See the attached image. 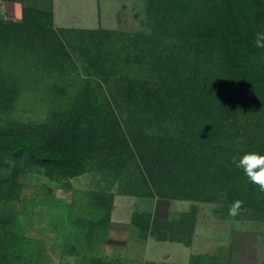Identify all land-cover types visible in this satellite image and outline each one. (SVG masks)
Instances as JSON below:
<instances>
[{
  "label": "trees",
  "instance_id": "16d2710c",
  "mask_svg": "<svg viewBox=\"0 0 264 264\" xmlns=\"http://www.w3.org/2000/svg\"><path fill=\"white\" fill-rule=\"evenodd\" d=\"M215 1L145 0L150 25L148 44L160 46L159 41L172 36L179 41L191 38L199 46H208L207 41L214 36L212 29L220 23V16L215 19L208 13L216 6ZM230 12L234 17L232 32L240 35V41L234 42L230 48L226 65L237 73V90L252 91L254 96L264 101V80L259 79L258 67L252 60L256 56L257 62L259 60L263 67L264 48L255 46V37L245 28L238 13L233 12V9ZM232 17L228 15L229 20H233ZM99 33L115 35L102 29H55L51 12H41L31 7L24 8L20 22L11 21L7 26L0 20V108L1 114L9 118L10 123L4 125L0 122V165L5 168L11 163L16 166L30 165L40 169L48 179L61 181L81 176L96 164L95 159L99 158L100 152H107L110 164L120 159L133 161L136 176L131 179V183L128 182V186L138 185V189L146 191L145 196L148 195V198L209 201V196L216 193L215 186L220 180L217 179L215 186L209 185L206 172L198 168L203 167L205 159L212 157L207 154L214 149L207 144L200 145L197 139L192 142L193 129H185L187 123L176 126L175 132H183L177 136L166 135L167 127L163 122L158 128L153 123L160 116L163 119L171 117L172 112L178 114L175 115L177 118H186L184 113L189 114L191 111L184 109L182 104L191 106L203 102V107L205 101L213 97L212 104L214 98L217 100V90L222 85L208 74L185 75L179 72L176 59L166 64L171 66L168 68L164 62L173 55L167 53L163 56V53L158 54V49L154 55L139 57L128 46L124 48V58H120L123 50L113 47L118 53L114 57L108 47L94 45L93 36ZM80 36H89L86 43H81L82 75L74 73L75 62L66 44L69 37ZM90 48L93 52H88ZM107 49L110 53L106 59L98 52ZM158 55L164 60L161 61ZM113 66L120 68L112 78L105 80L107 91L96 80L98 74L95 72L101 68L107 71ZM193 69L198 70L197 67ZM62 70L64 74H56ZM59 79L62 80L59 88L37 89L39 85L59 83ZM28 83L38 86L29 91L23 90ZM114 85L116 88H113ZM198 86L208 91L213 88L211 94L215 97L208 93L199 101L189 98L188 90ZM21 90L22 93L26 91V94L35 95L36 100L45 101L47 117L44 120L22 124L10 117L9 114L15 110L14 106L20 99ZM118 101L128 105L127 110L122 111ZM124 124L129 126L130 131L124 132ZM149 129L153 131L151 135L147 133ZM262 136L258 139L261 146ZM216 161L219 162L218 159ZM223 173L225 179L235 176L231 167L229 172ZM8 180L0 179V189L4 181L9 186L13 185V181L10 183ZM16 188L19 189V186L16 185L15 191ZM129 193L132 196L136 194ZM106 201V196H99V211L104 207L107 210L111 207L109 212L112 211L113 202L107 206ZM109 215L99 225V229H94L103 238L106 224L110 225ZM186 217L187 214H183L182 219ZM3 220L0 215V223ZM183 220L181 224L152 221L150 213H135L132 223L141 234V239L145 238L146 233L156 239H168L165 229L174 227L181 231L180 227H185ZM177 234L180 233L174 236ZM168 240L180 241L174 238ZM21 242L22 239L18 241ZM8 247V240L2 238L0 248ZM5 251L0 252V264H8L13 260L10 250Z\"/></svg>",
  "mask_w": 264,
  "mask_h": 264
},
{
  "label": "rangeland",
  "instance_id": "374dc122",
  "mask_svg": "<svg viewBox=\"0 0 264 264\" xmlns=\"http://www.w3.org/2000/svg\"><path fill=\"white\" fill-rule=\"evenodd\" d=\"M215 5L208 13L215 19L220 16V23L212 29L214 36L207 41L208 46H199L191 38L179 41L172 36L159 41L160 46L148 44L150 25L145 0H125V7L117 19L118 27L123 29L111 31L115 35L99 33L93 36V42L94 45L108 47L114 57L118 53L113 47L123 50L120 58H124V48L128 46L139 57L154 55L158 49V54L173 55L164 62L165 65L176 59L179 72L185 75L208 74L222 85L217 90V100L214 98L212 104L213 97H209L203 107V102L191 106L182 104L184 109L191 111L189 114L184 113L186 118H177L175 115L178 114L172 112L171 117L163 119L160 116L153 123L157 127L163 122L167 127L166 135L169 136L183 134L182 130H174L176 126L187 123L185 129H193L192 142L197 139L200 145L207 144L214 149L207 154L212 157L205 159L203 167L198 169L206 172L209 185L215 186L217 179L220 180L215 186L216 193L209 196V201L201 202L174 203V200L148 198V195L145 196L146 191L138 189V185L128 186V182L131 183V179L136 176L133 161L120 159L110 164L106 157L107 152H100L99 158L95 159L96 164L81 176L61 181L48 179L42 175L40 169L30 165L16 166L11 163L8 168L0 165V179H10V183L13 181L11 186L4 181L0 189V215L4 218L0 223V241L5 238L10 246L0 248V252L10 250L13 254V260L8 264H131L122 252L107 248L108 245L123 244L124 240L121 233L109 231L113 228L111 221L110 225L106 224L104 238L94 230L99 229V225L106 221L108 213L111 220V207L109 210L105 207L100 211L98 209L100 195L106 196L107 206L111 201L113 206L119 202L121 207L123 202H127V212L133 209L139 214L151 213L156 204V214H162L163 219L171 223L181 224L183 214H187L183 220L185 227H180L181 231L174 227L165 230L168 239L174 238L184 244L190 242V245L194 239L195 245L201 244L204 247L205 254L195 264H264V191L251 183L243 169L234 163V160L238 162L245 154L264 155V101L254 96L252 91L237 90V73L226 65L230 48L234 42L240 41V35L232 32L231 22L234 17L231 9L238 13L245 28L255 37V33L264 32V0H216ZM228 15L233 20H229ZM0 20L7 26L11 23L10 19ZM53 27L86 30L60 28L55 24ZM88 38L89 36L69 37L66 41L75 62L74 73H79L78 75L84 72L81 43H86ZM108 49L105 52L99 51V55L107 59L110 53ZM158 56L162 58L161 61L164 60ZM252 60L258 67L259 79L264 80V64L261 67L256 56ZM196 67L197 71L193 69ZM119 68L113 66L107 71L101 68L95 72L98 74L96 80L107 90L108 84L105 80L112 78ZM58 73L64 74V71L56 74L59 75ZM143 74H146L145 71ZM100 75L102 77L98 78ZM61 82L59 79V83L42 86L28 83L22 89L29 91L37 86V89H54L59 88ZM110 85L112 87L113 83ZM212 90L214 89L210 88L208 91L198 86L188 90V95L189 98H197L199 101L203 95L211 94ZM211 95L215 97L214 94ZM45 104V101L36 100L35 95L29 92L26 94V91L22 93L21 90L15 110L9 115L22 124L40 122L47 117ZM117 104L122 111L128 108L123 101H118ZM1 112L2 108L0 122L10 125L9 118ZM126 131H130V128L124 124V132ZM147 133L151 135L153 131L149 129ZM262 134L261 146L258 139ZM216 159L219 160L218 163ZM230 167L235 176L225 179L223 171L229 172ZM16 185L19 189L16 188L15 191ZM129 191L136 194L129 195ZM237 200L242 202L240 211L236 216H230L229 208ZM162 204L165 207L161 211ZM136 233L140 235L139 231ZM175 233L180 234L174 236ZM20 239L22 242L18 243Z\"/></svg>",
  "mask_w": 264,
  "mask_h": 264
},
{
  "label": "crops",
  "instance_id": "0c3cea01",
  "mask_svg": "<svg viewBox=\"0 0 264 264\" xmlns=\"http://www.w3.org/2000/svg\"><path fill=\"white\" fill-rule=\"evenodd\" d=\"M129 1V0H126ZM35 8L41 12H51L53 24L60 28H80L96 30L98 28L108 31L123 29L118 27V16L125 7V0H0V19L6 18L14 22L22 20L24 8ZM179 201H175L177 203ZM184 202V201H181ZM114 203L111 213L110 232L121 233L123 244L108 245V249L122 252L131 264H195L205 254L204 247L156 239L149 233L141 239V234L132 223L133 209L127 212V202ZM161 206V211L164 208ZM151 220H166L163 215L156 214V204L150 213Z\"/></svg>",
  "mask_w": 264,
  "mask_h": 264
},
{
  "label": "clouds",
  "instance_id": "9594fccd",
  "mask_svg": "<svg viewBox=\"0 0 264 264\" xmlns=\"http://www.w3.org/2000/svg\"><path fill=\"white\" fill-rule=\"evenodd\" d=\"M254 44L257 48H264V32L255 33ZM238 168H242L251 183L258 185L264 191V155L256 153L245 154L236 162ZM241 201H235L229 208V215L236 216L241 208Z\"/></svg>",
  "mask_w": 264,
  "mask_h": 264
}]
</instances>
